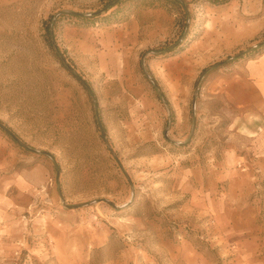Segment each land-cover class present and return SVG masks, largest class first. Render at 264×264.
<instances>
[{
  "label": "rangeland",
  "instance_id": "374dc122",
  "mask_svg": "<svg viewBox=\"0 0 264 264\" xmlns=\"http://www.w3.org/2000/svg\"><path fill=\"white\" fill-rule=\"evenodd\" d=\"M181 1L0 0V264H264V175L228 192L246 139L222 91L264 58V0Z\"/></svg>",
  "mask_w": 264,
  "mask_h": 264
},
{
  "label": "crops",
  "instance_id": "0c3cea01",
  "mask_svg": "<svg viewBox=\"0 0 264 264\" xmlns=\"http://www.w3.org/2000/svg\"><path fill=\"white\" fill-rule=\"evenodd\" d=\"M225 81L228 88L222 91L237 108L243 110L240 120H244H241L239 127L246 139L240 153L233 149L225 155L227 166L224 169L231 176L228 192L232 193L234 190L243 191V183L250 186L252 178L264 175V58L248 62L243 73L231 74ZM234 175L243 176L244 179L234 183ZM233 199L229 201L228 209L235 207L236 197ZM254 238L257 236H243L241 245L244 249H248Z\"/></svg>",
  "mask_w": 264,
  "mask_h": 264
},
{
  "label": "trees",
  "instance_id": "16d2710c",
  "mask_svg": "<svg viewBox=\"0 0 264 264\" xmlns=\"http://www.w3.org/2000/svg\"><path fill=\"white\" fill-rule=\"evenodd\" d=\"M206 2H208L209 4H213V5H220V4H225L227 3V1L229 0H205ZM133 2V0H106V3H105V8H106V11L109 10L110 8L112 7H117V8H123L124 4L127 5L128 3H131ZM138 2L141 3V5L143 6H149V7H153L154 5H156V2L158 3H167V4H170V5H173V6H176L179 8L180 11H182L184 13V9L185 7L183 6V2L181 0H138ZM123 6V7H122ZM130 7V6H127V8ZM119 13H121V11L119 12H114L113 14H111V16H106L104 19H101L102 23H106V22H109L110 18L111 17H115L116 15H118ZM64 16H71V17H74L75 19L79 20L81 23L83 24H87V26H91L92 24H94L95 22L93 20H95L97 18L98 13H94L92 16H89V17H83L82 15H79V14H74V13H71V14H68V15H64ZM51 19V18H50ZM54 25V21L51 22V24L49 25H46V38L48 39V44L49 46L52 47V38H51V29H52V26ZM170 52V51H169ZM253 52V51H251ZM250 52V53H251ZM249 54H246V55H250ZM55 55H57V53L55 52ZM246 55H240L238 56L237 58L238 59H241L242 56H246ZM61 61V60H60ZM62 63V62H61ZM64 67H66V65L63 64ZM67 68V67H66ZM68 69V68H67ZM69 70V69H68ZM72 77L79 83H81V85H84L82 80L80 79V77L73 73L72 71H70ZM85 89L87 90V88L85 87ZM88 91V90H87ZM162 96V94H161Z\"/></svg>",
  "mask_w": 264,
  "mask_h": 264
},
{
  "label": "water",
  "instance_id": "95a60500",
  "mask_svg": "<svg viewBox=\"0 0 264 264\" xmlns=\"http://www.w3.org/2000/svg\"><path fill=\"white\" fill-rule=\"evenodd\" d=\"M219 64H215V65H212L210 68H208V69H206L201 75H200V77L198 78V80H197V82H196V90H195V93L197 92V90H198V84H199V82L201 81V79L206 75V74H208V73H210L211 72V70H213V68H215L216 66H218ZM145 74H147V72L145 71ZM152 85H153V87L156 89V92H157V94H158V96H161V94H160V92H159V90H158V88H156V86H155V84L154 83H152ZM92 96V95H91ZM0 129H3L4 131H6L11 137H13L12 136V134L9 132V130L7 129V128H5L2 124H0ZM192 129H193V127H192ZM100 131H101V135H102V138L104 139V134H103V131H102V129L100 128ZM106 143V142H105ZM106 145H107V143H106ZM110 150V152L112 153V151H111V149H109ZM99 202H102V203H105L106 205H112V206H114L110 201H107V200H105V199H97V200H94V201H91L90 203H86V204H81V205H74L73 207H68V208H77V207H81V206H85V205H90L91 203H99ZM115 207V206H114ZM117 208V207H116Z\"/></svg>",
  "mask_w": 264,
  "mask_h": 264
},
{
  "label": "bare ground",
  "instance_id": "6f19581e",
  "mask_svg": "<svg viewBox=\"0 0 264 264\" xmlns=\"http://www.w3.org/2000/svg\"><path fill=\"white\" fill-rule=\"evenodd\" d=\"M15 7H16V6H15ZM17 7H18V6H17ZM17 7H16V8H17ZM1 31H2V30H1Z\"/></svg>",
  "mask_w": 264,
  "mask_h": 264
}]
</instances>
